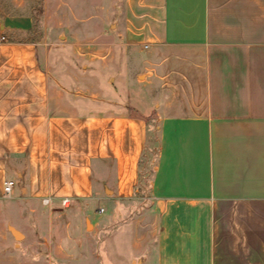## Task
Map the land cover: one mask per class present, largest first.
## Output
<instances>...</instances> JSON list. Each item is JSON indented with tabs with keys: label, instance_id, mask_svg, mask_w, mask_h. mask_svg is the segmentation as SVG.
<instances>
[{
	"label": "crops",
	"instance_id": "1",
	"mask_svg": "<svg viewBox=\"0 0 264 264\" xmlns=\"http://www.w3.org/2000/svg\"><path fill=\"white\" fill-rule=\"evenodd\" d=\"M110 5L99 91L50 77L31 16L0 23L12 228L58 264H264V0Z\"/></svg>",
	"mask_w": 264,
	"mask_h": 264
},
{
	"label": "rangeland",
	"instance_id": "2",
	"mask_svg": "<svg viewBox=\"0 0 264 264\" xmlns=\"http://www.w3.org/2000/svg\"><path fill=\"white\" fill-rule=\"evenodd\" d=\"M110 7V0H0V23L31 16L29 39L48 48L50 77L63 80L70 93H80V87L99 91L119 76L104 23ZM151 141L146 155L149 165L142 177L144 191L158 149L156 139ZM10 202V198L0 200V264H58L51 249L37 241V232L12 228ZM68 207L61 203L60 209Z\"/></svg>",
	"mask_w": 264,
	"mask_h": 264
},
{
	"label": "built area",
	"instance_id": "3",
	"mask_svg": "<svg viewBox=\"0 0 264 264\" xmlns=\"http://www.w3.org/2000/svg\"><path fill=\"white\" fill-rule=\"evenodd\" d=\"M13 185H14V183L11 181L5 182L4 191H5L6 195H10L12 193ZM62 204H63V206L68 207L70 204V200L64 199L62 201ZM100 211L104 212V209H100Z\"/></svg>",
	"mask_w": 264,
	"mask_h": 264
}]
</instances>
